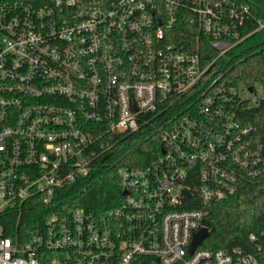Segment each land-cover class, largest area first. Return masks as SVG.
Returning <instances> with one entry per match:
<instances>
[{
	"label": "built area",
	"instance_id": "2783aa9c",
	"mask_svg": "<svg viewBox=\"0 0 264 264\" xmlns=\"http://www.w3.org/2000/svg\"><path fill=\"white\" fill-rule=\"evenodd\" d=\"M253 5L0 0V264H259L240 246L203 247L208 237L189 251L209 208L264 174V127L252 119L264 78L209 75L264 29ZM184 22L190 41L175 39ZM159 113L160 155L119 168L116 206L65 202L117 136ZM35 203L37 217L2 222Z\"/></svg>",
	"mask_w": 264,
	"mask_h": 264
},
{
	"label": "trees",
	"instance_id": "16d2710c",
	"mask_svg": "<svg viewBox=\"0 0 264 264\" xmlns=\"http://www.w3.org/2000/svg\"><path fill=\"white\" fill-rule=\"evenodd\" d=\"M254 12L264 17V0H254ZM175 39L192 40L193 25L184 22L179 27ZM203 36V34L201 35ZM201 54L211 59L215 51L208 41L202 38ZM208 61V60H207ZM209 75L224 77L232 83H254L264 78V29L239 44L228 59L216 62ZM162 113L154 120L146 121L134 133L117 136L109 153L100 156L92 173L82 182L73 186L75 197L65 202L82 206L97 213H103L116 206L123 198L120 186L119 168L126 165H145L160 155L161 137L158 124ZM252 119L264 127V108L252 112ZM72 192V193H73ZM37 204L29 212H8L5 220L17 221L37 217ZM207 224L210 236L203 247L211 249H229L240 246L246 252L255 254L259 264H264V174L254 178H243L238 192L231 198L213 204L209 208ZM254 233L256 239L249 238ZM6 234L15 233L6 231Z\"/></svg>",
	"mask_w": 264,
	"mask_h": 264
},
{
	"label": "water",
	"instance_id": "95a60500",
	"mask_svg": "<svg viewBox=\"0 0 264 264\" xmlns=\"http://www.w3.org/2000/svg\"><path fill=\"white\" fill-rule=\"evenodd\" d=\"M195 33H197V31ZM162 151H165L164 147H162ZM182 192L187 196H191V191L187 187L183 188ZM124 193H126V191ZM210 233L211 230L208 227H202L199 231H197L193 236L189 251L192 252L198 245L202 244L203 241L210 236Z\"/></svg>",
	"mask_w": 264,
	"mask_h": 264
}]
</instances>
